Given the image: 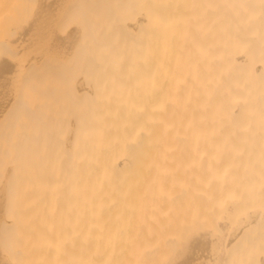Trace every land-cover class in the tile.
Here are the masks:
<instances>
[{
	"label": "bare ground",
	"instance_id": "6f19581e",
	"mask_svg": "<svg viewBox=\"0 0 264 264\" xmlns=\"http://www.w3.org/2000/svg\"><path fill=\"white\" fill-rule=\"evenodd\" d=\"M0 264H264V0H0Z\"/></svg>",
	"mask_w": 264,
	"mask_h": 264
}]
</instances>
